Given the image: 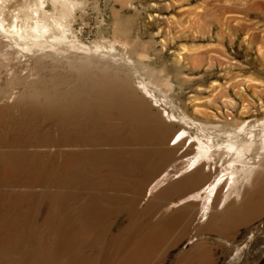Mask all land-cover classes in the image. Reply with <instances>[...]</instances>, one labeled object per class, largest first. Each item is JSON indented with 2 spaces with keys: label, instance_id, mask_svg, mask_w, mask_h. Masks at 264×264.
I'll return each mask as SVG.
<instances>
[{
  "label": "rangeland",
  "instance_id": "obj_1",
  "mask_svg": "<svg viewBox=\"0 0 264 264\" xmlns=\"http://www.w3.org/2000/svg\"><path fill=\"white\" fill-rule=\"evenodd\" d=\"M61 1L0 0L6 26L34 23L25 13L41 7L53 28L45 50L0 35V151L12 155L0 176V264H114L147 243L144 264H209L192 254L209 218L199 221L205 192L193 194L225 176L214 209L264 178V0ZM51 32L67 36L52 48ZM141 80L152 93L129 95ZM242 125L256 141L245 157L259 164L251 180L252 166L230 165L224 150L175 174L198 138L221 143ZM64 147L68 176L57 167ZM31 182L21 207L6 204ZM5 213L13 217L4 224ZM211 252L217 264H264V219L232 249L200 253Z\"/></svg>",
  "mask_w": 264,
  "mask_h": 264
},
{
  "label": "bare ground",
  "instance_id": "obj_2",
  "mask_svg": "<svg viewBox=\"0 0 264 264\" xmlns=\"http://www.w3.org/2000/svg\"><path fill=\"white\" fill-rule=\"evenodd\" d=\"M66 1L67 0H62L61 2H63V5L64 4L67 5ZM66 5H65V7L63 6L64 7L63 12L64 13L67 12ZM39 9L38 8L32 9V12H30L31 14L25 13L26 14L25 16H28L27 17L28 19H29V17H34L36 15V17L33 18V20L35 19L34 23L24 25L25 27L18 26V24H20V22H18V24H17V22L14 23L12 25V27H11V25L6 26L7 23L5 24L4 20L2 19L3 17L2 18L0 17V35H2L3 33H7L8 35L13 36L16 40V44L22 45V47L27 49V50H32L33 48H37L39 50H45L44 48L46 45V43H45L46 41L44 40L43 37L45 36V34H47L46 32L50 31V29L52 27H50V24H48V22L46 21V19H45L46 15L44 13H43L42 18H40L41 17L40 12H42V11L39 12ZM69 9H68V11L71 10V9L70 10ZM62 17H63V15H62ZM57 18L56 17L54 18V22H55L56 26H64L60 21L57 20ZM19 19L20 18H18V20ZM51 19H53V18H51ZM27 21H29V20H27ZM54 28H55V26H54ZM59 29H60V27H59ZM62 31H61V33H62ZM64 32H65V30H64ZM51 34H52V32H51ZM66 36L65 35L58 36V35L53 33L52 34V40L50 42H48V45H50L52 48H55L57 43L63 41V39H65ZM149 85L144 80H141V81H139V90H138V88H135L132 91L131 88H126V91L128 92L129 95H131V93H135L136 91L139 92L140 89L144 93H152ZM129 99L135 102V99L131 98L130 96H129ZM165 115H167L170 120H181L187 126L192 125L194 122L193 119L186 117V116H182L180 118H177L174 114H171V115L165 114ZM188 123H190V124H188ZM200 124L203 127H205L202 123H200ZM260 125L262 126L263 136H261L262 140L259 143V154L256 157L257 159H259L261 157V155L264 154V121H262V123ZM214 127H217V125L216 126L214 125ZM184 134H188V130L186 128H182V130L179 131V135H177L175 137V139H178V141H179L181 139V136ZM247 135L250 136L249 139H246ZM253 136H254V134H253L252 130H249V129L246 130L245 125H242L238 130H236L234 132H232L231 130L228 131L226 139L224 140V142H221V143L215 142L214 136L208 137L207 141H204L203 139L198 138L195 154L190 159L189 163L185 167H183L178 173L176 172L175 174H177V176H178V174H181L184 171H188V170L195 168L203 160H211V158H212L211 154L213 151L224 150L231 156V159L229 161L230 165H233L235 162H241L243 164V166H247V167L252 166V168H250L251 173H250V179H249V180H251L252 174L255 172V170L258 171L257 169H259V164L253 166V165H251L250 161L245 160L247 152L253 151L255 146H256V141L253 138ZM63 144H64V146L67 145V141H64ZM66 147L61 148L59 150V152H60L59 155H60L62 160H61V164L57 165V167H59L60 170H62V174L64 176H68L69 171H70V159H69V152L70 151ZM11 156L12 155L6 151H0V176H6L8 174L10 162L12 160ZM54 164L56 165V163H54ZM28 169L30 171L32 169V172L35 173L36 176L41 173L40 166L35 164V163H33L30 167H28ZM230 175L232 178L234 174H230ZM169 176H170L169 173L166 172L160 178H158L151 185V187L149 189V194H151V191L154 188H156L157 185H159L161 182H163L162 180L168 179ZM224 178H225V176L220 175L217 179H215L214 182H212L206 186H203L201 189H199L197 192H195L193 194V197L197 198V197H201L202 192H205V194L203 196L204 203L202 205L201 212L199 213L200 214L199 221H204L209 217L210 212L213 209L212 203L214 201V195L217 192V189L219 187L220 182H222V180ZM48 180H49V174H48ZM36 185L37 184H35L34 182H31V184L27 183V184H24L25 187H23V189L19 190V193L18 192H15V193L11 192L12 194L8 195V198L6 200V204H9V205L15 204V205H18L21 207L23 205V202H22V200H20V198L23 199L27 195H34V193L30 190V188L34 187ZM12 200H13V202H12ZM11 217H13L12 214L5 213V220L3 223L5 224V222H7V221L9 223V221H10L9 219H11ZM74 236H76V235H74ZM147 245L148 246L146 247L144 244V247H143V250L145 252L141 251V249H140L141 246L139 247V246L135 245L134 248H130L124 254V260H122L121 262H116L114 264H144L143 262L145 260H148V257L151 255L149 249L150 248H151V250L153 249L150 244L147 243Z\"/></svg>",
  "mask_w": 264,
  "mask_h": 264
},
{
  "label": "crops",
  "instance_id": "obj_3",
  "mask_svg": "<svg viewBox=\"0 0 264 264\" xmlns=\"http://www.w3.org/2000/svg\"><path fill=\"white\" fill-rule=\"evenodd\" d=\"M262 219H264V178H258L256 188L248 190L236 199L226 198L224 203H220L210 212L207 222L198 230L200 240L192 250V254L199 259L210 257L209 264H217L219 256L214 252V255L211 252L209 256L208 254L201 256L202 248L218 252L232 249L242 234Z\"/></svg>",
  "mask_w": 264,
  "mask_h": 264
}]
</instances>
